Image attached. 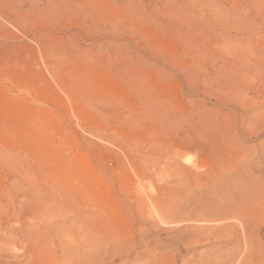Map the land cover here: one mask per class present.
Wrapping results in <instances>:
<instances>
[{"label": "rangeland", "instance_id": "374dc122", "mask_svg": "<svg viewBox=\"0 0 264 264\" xmlns=\"http://www.w3.org/2000/svg\"><path fill=\"white\" fill-rule=\"evenodd\" d=\"M262 4L0 0V254L14 241L6 218L53 222L69 211L70 187H100L82 197L111 199L135 218L162 211L138 209L142 187L167 206L194 207L237 136L223 114L264 104ZM203 108L222 117L204 120ZM245 129L263 133L264 123ZM231 246H194L179 262Z\"/></svg>", "mask_w": 264, "mask_h": 264}, {"label": "bare ground", "instance_id": "6f19581e", "mask_svg": "<svg viewBox=\"0 0 264 264\" xmlns=\"http://www.w3.org/2000/svg\"><path fill=\"white\" fill-rule=\"evenodd\" d=\"M216 109L203 108L200 118L212 122L222 117L221 109ZM251 111L223 114V119L233 122L237 136L228 140L223 158L218 157L220 161L209 170L206 187L192 197L194 207H182L183 202L181 207L167 206L142 187L138 209L159 205L162 211L155 215L150 210L148 216L141 212L135 218L121 213L111 199L82 197L86 191L96 195L100 187H70L67 192L74 199L66 202L69 211L54 216L53 222L45 217L28 223L5 219L4 230L10 234L5 237L14 241L9 240L13 245L2 252L4 256L0 254V264H264V141L245 144L264 132L244 135L249 123H264V104ZM177 165L174 173L185 183L196 181L199 175L194 176L191 168ZM130 204L134 203L128 201L127 209ZM2 229L0 224V234ZM221 243L232 246L179 262L194 246L213 248Z\"/></svg>", "mask_w": 264, "mask_h": 264}]
</instances>
